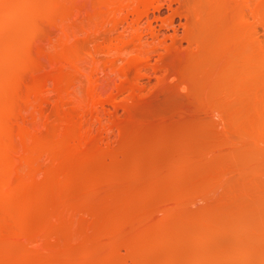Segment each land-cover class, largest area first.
Segmentation results:
<instances>
[{
	"label": "rangeland",
	"instance_id": "obj_1",
	"mask_svg": "<svg viewBox=\"0 0 264 264\" xmlns=\"http://www.w3.org/2000/svg\"><path fill=\"white\" fill-rule=\"evenodd\" d=\"M45 1L31 2L38 12L28 23H35L33 34L25 35L32 43L23 44L26 50L19 54L24 68L14 72L0 60V69L17 75L21 84L15 95L21 99L7 119L16 130L15 145L0 148L20 167L12 180L16 200L0 199V222L7 224L0 231V264H263L264 236L255 246L250 232L237 237L226 220L233 225L238 208L255 213L262 208L264 214V141L257 145L249 137L259 130L253 126L255 109L264 110V69L249 73L241 58L240 67L237 62L228 67L235 56H228L232 49L225 46L238 28L256 30L251 32L259 36L255 49L264 55V16L253 14L263 0H229L227 12L210 4L214 14L205 9L206 0H149L152 4L139 15L133 13L139 0ZM236 14L246 21L238 22ZM224 17L229 19L225 29L219 20ZM3 30L1 43L9 37L6 30L11 32ZM132 34L141 39L138 47L121 46L120 39ZM217 42L220 48L213 46ZM120 46L125 52H118ZM115 48L120 55L109 51ZM136 56L143 62L135 69L130 62ZM127 67L133 70L126 76ZM257 99L263 102L257 105ZM80 125L86 132V138L81 134L86 147L79 144L84 159L78 158L80 148L71 150L81 139ZM58 140L64 149L56 156L51 150ZM34 143L46 147L34 148ZM260 148L262 159L255 161L250 154ZM69 149L78 156L71 158ZM253 216L257 222L258 215ZM263 219L259 226L264 229Z\"/></svg>",
	"mask_w": 264,
	"mask_h": 264
},
{
	"label": "bare ground",
	"instance_id": "obj_2",
	"mask_svg": "<svg viewBox=\"0 0 264 264\" xmlns=\"http://www.w3.org/2000/svg\"><path fill=\"white\" fill-rule=\"evenodd\" d=\"M30 1V0H29ZM29 1H27V0H0V27L2 28V30L5 28V30L6 29H10L11 30V32H8L7 30H6V32L5 33H7V36H9L8 38L6 37L5 39H3V41L5 40V42L4 43H1V44H3V45H1L0 44V60L1 61H5L6 63H7V65H8V67H7V65H5L3 68H10V69H13V71L15 72L17 69L16 68H18V67H20L19 66V64H23V63H20V61H19V59H20V55H23V54H20L21 53V51L23 50L22 49V47L24 48V50H26V45L28 44L27 42H30V41H28L29 39H32V38H29L28 40H27V37H28V32H32L31 34H33V32L34 31H31L30 29H32V28H34L35 29V23H34V26H33V23L30 25V27H29V24L28 23H30L33 19H35V17H36V14H35V16L33 15L34 13H37L36 11L34 12V10H37V7H36V9L34 8L35 7V5L33 4V3H31L32 2V0L29 2ZM37 1V0H36ZM46 1H48V0H46ZM45 1V2H46ZM50 1V0H49ZM107 1V0H106ZM116 0H114V2H115ZM118 1V0H117ZM151 1V0H150ZM149 0H139L138 1V5H140L141 7H143V8H141L140 6H137V7H135V10H133V13H135V14H137V15H139V14H142L146 9H147V7H149V5L150 4H152V2L154 1V0H152V2L151 3H149L150 2ZM207 2H209L208 4L206 3V6L207 7H209V8H207L205 5H204V7H205V9L206 10H208L209 9V12L212 14H214V12H212V11H210V8L212 7L213 8V6H214V9H216L217 11H219V10H224L225 12H227V9H228V6L231 4H228V2H229V0H206ZM228 1V2H227ZM35 2V1H34ZM41 2V1H40ZM39 2V3H40ZM43 2V1H42ZM112 2V0H109V3H111ZM121 2L122 1H120L119 2V4H120V6H121ZM241 2V1H240ZM249 2V1H248ZM247 2V3H248ZM251 2V1H250ZM261 2H263L264 3V0L263 1H261ZM260 2V3H261ZM106 3V2H105ZM262 3V4H263ZM31 4H33V5H31ZM38 4V3H37ZM113 4V3H112ZM202 4V3H201ZM211 4V5H210ZM249 4V3H248ZM107 5H108V3H107ZM109 5H111V4H109ZM114 5V4H113ZM211 7H210V6ZM213 5V6H212ZM228 5V6H227ZM234 5V4H233ZM242 5H244V4H242ZM241 5V6H242ZM37 6H39L40 7V5H37ZM118 5H116V7H117ZM122 6H123V4H122ZM215 6H216V8H215ZM237 6H240V5H237ZM38 7V8H39ZM107 7V6H106ZM109 7H111V9L113 8L114 9V11H119L118 13H122V11H121V9H118V10H116V7L115 6H109ZM124 7V6H123ZM203 7V6H202ZM230 8H231V6H229ZM257 8H254L253 10V14H254V16L256 17V18H260L261 20H263L262 19V15L264 16V4L263 5H257L256 6ZM141 8V9H140ZM211 8V10H213ZM108 9H110V8H108ZM113 9H112V11H113ZM236 9H239V8H236ZM241 9V8H240ZM123 10V9H122ZM142 11V13H141V11ZM201 10V9H200ZM203 10V9H202ZM216 10H213V11H216ZM110 11V13H108L107 15H109V16H111L112 17V15L114 16V11L113 12H111V10H106V13L107 12H109ZM121 11V12H120ZM231 11V10H230ZM230 11H228V12H230ZM115 12V13H116ZM198 12H201V11H198ZM204 12V11H203ZM236 11H234V13H235ZM106 13H102L103 15H105V18H104V16L101 18L102 20L104 19H106ZM205 13V12H204ZM222 13V12H221ZM234 13H233V17H234ZM245 13V12H244ZM206 14V13H205ZM219 14H220V12H219ZM218 14V15H219ZM231 14H232V12H231ZM239 14H240V12H239ZM116 15H117V13H116ZM236 15H238V14H236ZM99 16V15H98ZM108 16V17H109ZM205 16V15H204ZM216 16V15H215ZM34 17V18H33ZM111 17L109 18V19H111ZM199 17V22H200V18H202V13H201V17H200V15L198 16ZM206 17H208V16H206ZM205 17V18H206ZM212 17V16H211ZM217 17V16H216ZM219 17V16H218ZM223 17V16H222ZM229 17V16H228ZM237 17V16H236ZM113 18V17H112ZM116 18V16L114 17V19ZM213 18V17H212ZM229 18H231V17H229ZM244 17H242L241 15H238V22H242V21H246V20H244L243 19ZM245 18H247V16L245 17ZM37 19H38V17H37ZM118 19V18H117ZM215 19V18H214ZM218 19V18H217ZM221 19V20H220ZM225 19V17L224 18H219V20H220V22L222 23V25L223 26H225L224 27V29L227 27V25L226 24H228V23H226L228 20H227V17H226V21L224 20ZM234 19V18H233ZM103 20V21H104ZM198 20H197V23H198V25H199V22H198ZM202 20V19H201ZM219 20H216L217 22H219ZM231 20V19H230ZM35 21V20H34ZM39 21V20H38ZM102 21V22H103ZM116 22L115 23H119L120 21H121V19H118V20H115ZM235 21V20H234ZM236 22V21H235ZM195 23V22H194ZM201 24H202V21L200 22ZM216 23V22H215ZM230 23H231V21H230ZM234 23V22H233ZM245 23H247V22H245ZM264 23V22H263ZM214 24V23H213ZM220 24V23H219ZM236 24V23H235ZM38 25V24H37ZM195 25H196V23H195ZM221 25V26H222ZM31 26H32V28H31ZM201 26V25H200ZM220 26V27H221ZM234 26V25H233ZM245 27H246V25H244ZM243 26V27H244ZM37 27V26H36ZM196 27H197V25H196ZM204 27V26H203ZM203 27H201V29L203 28ZM214 27V26H213ZM217 27V26H216ZM229 28L231 27V29H232V26H228ZM236 27V26H235ZM242 27V26H241ZM242 27V28H243ZM0 28V29H1ZM192 28H194V26L192 27ZM205 28V27H204ZM211 28V27H210ZM234 28V27H233ZM201 29L199 30L200 32H201ZM212 29V28H211ZM224 29H222V30H224ZM235 29V28H234ZM241 29V28H240ZM246 29H248V28H246ZM5 30H3V31H5ZM14 30V31H13ZM218 30V29H217ZM228 30V29H227ZM227 30H226V32H227ZM236 30V29H235ZM238 30H239V28H238ZM236 30L234 33H232L231 31H229V33H232V34H229L228 36V38H227V40H229L230 42L229 43H232V44H226L225 46H227L226 48L227 49H232L231 50V52H229V50H228V52L229 53H236V55L235 54H229V53H227V55L229 56V55H234L235 57H231L230 59H232L231 61H232V63H230V62H228V63H230L231 65H229L228 67H235L236 65L237 66H239V65H241V64H239L241 61H243V65H245L244 66V68L245 67H248L247 69L249 70H251V72H252V74L253 73H255V72H258V73H260V71L262 72V70L264 69V55H262V54H259V52H258V50H256V49H258L259 48V46H258V48L255 46V45H257V39H258V37L257 36H255L254 35V33L255 34H257L255 31L256 30H252L254 33H251L250 31L249 32H245V30L244 29H241V30ZM206 31V30H205ZM209 31V30H208ZM225 31V30H224ZM223 31V32H224ZM36 32V31H35ZM212 32V31H211ZM222 32V33H223ZM9 33V34H8ZM12 33V34H11ZM28 33V34H27ZM206 33V32H205ZM225 33V32H224ZM228 33V32H227ZM1 34V33H0ZM35 34V33H34ZM3 35V34H2ZM2 35H1V37H2ZM25 35H27V37L25 36ZM204 35V34H203ZM202 35V36H203ZM216 35V34H215ZM223 35V34H222ZM260 35V34H259ZM4 36V35H3ZM212 36V35H211ZM194 37V36H193ZM217 37H219L218 35H217ZM226 37H227V35H226ZM25 38H26V40H25ZM206 38V37H205ZM257 38V39H256ZM197 39V38H196ZM202 39H204V38H202ZM208 39V38H207ZM212 39V38H211ZM211 39H209V40H211ZM0 40H2V39H0ZM26 42H25V41ZM140 38L138 39V37H137V35H134V34H132L131 36H129L128 38H122V39H120V41H122V43H121V46H123L124 48L126 47V46H131V45H133V47H138L137 45H138V41L140 42ZM208 40V41H209ZM222 40V39H221ZM221 40H220V44H222L221 43ZM119 41V40H118ZM225 41V40H224ZM259 41V40H258ZM213 42V41H212ZM27 43V44H26ZM31 43L32 42H30L29 44L31 45ZM117 43V42H116ZM116 43H115V46H117L116 45ZM120 43V42H119ZM118 43V44H119ZM201 43V42H200ZM204 42H202V44H203ZM225 43V42H224ZM224 43H223V45H224ZM23 44H26V45H24L23 46ZM123 44V45H122ZM217 44L218 45H213V46H217L218 48H220L219 47V43L217 42ZM234 44V45H233ZM67 45V44H66ZM211 45V44H210ZM231 45H233L232 47H231ZM26 46V47H25ZM111 46H113V45H111ZM120 46V49L122 48V49H124L123 47H121ZM209 45H207V47H208ZM28 47H29V45H28ZM128 47H126L127 49H128ZM203 47H205V46H203ZM203 47L202 48H200V49H203ZM222 47V46H221ZM30 48V47H29ZM29 48H27V49H29ZM66 48V47H65ZM64 48V49H65ZM76 48V47H75ZM119 48V47H118ZM256 48V49H255ZM22 49V50H21ZM74 49V48H73ZM119 49V51L118 52H125V49H124V51L121 49L120 50ZM206 49V48H205ZM213 49V48H212ZM214 49H216V48H214ZM66 50V49H65ZM76 50V49H75ZM111 50H113L114 52L115 51H117V48H115V49H109V51H111ZM204 50V49H203ZM207 50H209V49H207ZM223 50V49H222ZM19 51V52H18ZM67 51V50H66ZM72 51H74V50H70L69 51V53H71ZM127 51V50H126ZM216 51V50H215ZM234 51V52H233ZM260 51V50H259ZM24 52V51H23ZM77 52V51H76ZM118 52H115V53H118ZM209 52H211V51H209ZM264 52V51H263ZM26 53H27V51H26ZM111 53V52H110ZM121 53V54H122ZM261 53V52H260ZM20 54V55H19ZM119 55H120V53H118ZM216 54V53H215ZM219 54V53H218ZM218 54H217V56L215 55V57H218ZM222 54V53H221ZM68 55V54H67ZM71 55V54H70ZM72 56H74L73 55V52H72ZM223 56V55H222ZM221 56V57H222ZM237 56V57H236ZM240 56V57H239ZM24 56H22V58H23ZM29 58V57H28ZM240 58L242 59L241 61H240ZM30 59V58H29ZM221 59V58H220ZM25 60V59H24ZM27 60V59H26ZM32 60V59H31ZM30 60V61H31ZM212 59H210V61H211ZM222 60H224V58H222ZM237 60H239L240 62H237ZM29 61V62H30ZM217 61H219V60H217ZM229 61V60H228ZM22 62V61H21ZM143 62V58L141 57V56H136L130 63V67L131 68H135V67H137V66H139L141 63ZM235 62V64H236V62L238 63V64H233ZM18 63V64H17ZM28 63V62H27ZM227 63V62H226ZM29 64V63H28ZM214 64V63H213ZM219 64H221V63H219ZM232 64L233 65H235V66H232ZM18 65V66H17ZM225 65V64H224ZM242 65V66H243ZM129 66V65H128ZM227 66V65H226ZM241 66V67H242ZM1 67V66H0ZM26 67H28V65L26 66ZM130 67H127V68H125L124 70H127V71H124V72H127L126 73V76H127V74L129 75V73L128 72H130V70H133V69H131ZM240 67V66H239ZM21 68H24V66H22V67H20V68H18V69H21ZM130 68V69H129ZM223 68H225L224 66H223ZM136 69V68H135ZM5 70V69H4ZM28 70V69H27ZM129 70V71H128ZM205 70V69H204ZM232 70V69H231ZM230 70V71H231ZM244 70H246V69H244ZM250 70H249V73H250ZM6 71V70H5ZM23 71V70H22ZM206 71V70H205ZM216 71V70H215ZM243 71V70H242ZM254 71V72H253ZM212 72V71H211ZM219 72H221L220 70H219ZM218 72V73H219ZM135 73V72H134ZM223 73H224V71H223ZM233 73H234V71H233ZM258 73H256V74H258ZM131 77H132V71H131ZM227 74V73H226ZM232 75V74H231ZM241 75H243V74H241ZM251 75V74H250ZM223 76V75H222ZM220 77V76H219ZM18 78V76L16 75V77L13 75H9V74H7V73H5V72H3V70H1L0 69V148L2 147V149L3 148H9L10 146H14L15 144V142L13 143V139H15V138H13L14 136H13V134H15L14 133V131H16V130H14L12 127L13 126H11V124H10V122H8L7 121V119H9V118H11V116L13 115V112H14V105H15V103H16V101H18V99L17 98H19V97H17L16 98V96H18V95H16V93H17V91H18V87L17 86H19L18 85V83H20L19 82V80L17 79ZM129 77H127V79H128ZM255 78V77H254ZM131 79V78H130ZM220 79V78H219ZM223 79V78H222ZM227 79V78H226ZM251 79H252V77H251ZM229 80V79H228ZM227 80V81H228ZM232 80V79H231ZM236 80V79H235ZM246 80V79H245ZM255 80V79H254ZM253 80V81H254ZM129 81V80H128ZM232 81H234V80H232ZM247 81V80H246ZM245 81V82H246ZM217 82V81H216ZM222 82H224V81H222ZM239 82V81H238ZM255 82V81H254ZM133 83V82H132ZM132 83L129 81V82H127V87H129V88H131L133 85H132ZM219 83V82H218ZM217 84V83H216ZM220 84V83H219ZM218 84V85H219ZM238 83L236 82V85H237ZM241 84V83H240ZM243 85L242 86H244V83H242ZM213 85H215V84H213ZM217 85V86H218ZM233 85H235V83H233ZM256 85V84H255ZM20 86H21V84H20ZM19 86V87H20ZM227 86V85H226ZM253 87V86H252ZM231 88H232V86H231ZM236 88V87H235ZM220 89V88H219ZM241 89V88H240ZM247 89V88H246ZM243 90V89H242ZM250 90V89H249ZM258 94V93H257ZM16 95V96H15ZM260 95V94H259ZM262 95V94H261ZM260 95V96H261ZM255 96V95H254ZM243 97V96H242ZM251 97V96H250ZM262 97V96H261ZM261 97H260V99H261ZM16 98V99H15ZM257 98H259V97H257ZM263 98V97H262ZM20 99H21V97H20ZM19 99V100H20ZM264 99V98H263ZM262 99V100H263ZM258 100V99H257ZM264 101V100H263ZM262 101V102H263ZM257 102V101H256ZM261 102V101H260ZM261 102V103H262ZM258 104L257 105H260L259 104V100H258V102H257ZM220 104H222V103H220ZM224 104V103H223ZM222 104V105H223ZM246 104V103H245ZM225 106H226V104H224ZM248 105V104H247ZM250 105V104H249ZM256 105V106H257ZM245 106V105H244ZM261 106H264V102H263V104H261ZM261 106H260V108H261ZM222 107V106H221ZM250 107V106H249ZM225 108V107H224ZM247 108V107H246ZM255 108V107H254ZM258 108V109H257ZM255 110L257 111L258 110V112L255 114V116L256 117H254L255 119H254V121H253V119H252V121H253V126H255L256 128H255V130L257 129V128H259V130L258 131H261V129L262 128H264V110L262 109V111H261V109H260V111H259V106L257 107ZM264 108V107H263ZM14 109V110H13ZM241 109H242V107H241ZM240 109V110H241ZM227 111V110H226ZM251 111H253V110H251ZM239 112H241V111H239ZM237 113V112H236ZM235 113V114H236ZM244 113H245V111H244ZM244 113H242V114H244ZM15 114V113H14ZM238 114V113H237ZM251 114V116H252V112L250 113ZM253 114H254V112H253ZM14 116V115H13ZM235 116V115H234ZM254 116V115H253ZM245 117V116H244ZM246 118V117H245ZM250 119H251V117H249ZM249 118H247V119H249ZM253 118V117H252ZM238 120V119H237ZM242 121V120H241ZM247 121V120H246ZM251 121V120H250ZM245 125V124H244ZM78 126V125H77ZM243 126V125H242ZM250 126H251V124H250ZM249 126V128H248V130L249 129H251L252 128V126L250 127ZM70 127V126H69ZM74 127L76 128V126L74 125ZM74 127H73V129H74ZM79 127H77V129H78ZM240 128V127H239ZM254 128V127H253ZM70 129V128H69ZM72 129V128H71ZM79 129H81V125H80V128ZM255 130H254V132H255ZM73 132L75 131V130H72ZM81 131H83L82 133H81ZM85 131V129H81V130H77V132H78V134H79V137L81 138V139H79V137H76L77 139H79V140H77V142L79 141V143L77 144H75L76 146L74 147V146H72V147H74V148H70L72 151L74 150L75 152H77V150L79 149V151H78V155H79V159L81 158H83V157H80V155L82 156V150H84V149H81V146L79 145L80 144V142L81 143H84V145L86 144L85 143V141H86V139H82V135L81 134H83L84 135V137L86 138V136H85V133L86 132H84ZM250 131V130H249ZM258 131L255 133V134H252V135H247V137L249 136L250 138H251V141H257V145L259 144V142H262V141H264V132H263V134H260V133H258ZM23 133H25L24 131H22ZM241 132V131H240ZM262 132V131H261ZM17 133V132H16ZM19 133H21V132H19ZM22 133V134H23ZM26 134V133H25ZM68 134V133H67ZM67 134H65V135H67ZM75 134H77L76 133V131H75ZM65 135H62V136H65ZM74 135V134H73ZM72 135V136H73ZM87 135V134H86ZM74 136H76V135H74ZM78 136V135H77ZM21 137V136H20ZM68 137V139H70L71 140V138H69V136H67ZM57 138V137H56ZM55 138V139H56ZM75 138V137H74ZM62 139H64V137H62ZM61 138H60V140H62ZM245 139V138H244ZM65 140V139H64ZM64 140H62V141H60L61 143L64 141ZM81 140V141H80ZM82 140H85L84 142H82ZM250 140V139H249ZM40 141V140H39ZM57 141V140H56ZM247 141V140H246ZM250 141V142H251ZM37 142V141H36ZM41 142V141H40ZM58 142H59V140H58ZM59 142V145L57 144V146L54 148V149H50L52 152H55L56 153V151H58L59 152V150H61L60 151V153L59 154H62L61 152H62V149H64V148H62L61 149V143ZM70 142V141H69ZM68 142V143H69ZM46 143V142H45ZM71 143H72V141H71ZM70 143V144H71ZM35 144L36 143H34V148H38L39 147V145H41V144H37L36 146L37 147H35ZM61 144V145H60ZM64 144H65V142H64ZM264 144V143H263ZM74 145V144H73ZM78 145V146H77ZM256 145V146H257ZM262 145V144H261ZM49 146V145H48ZM47 146V147H48ZM71 146V145H70ZM70 146H68L67 145V147L69 148ZM82 146H83V144H82ZM254 146V145H253ZM264 146V145H263ZM43 147H46L45 145H41V148L39 147V149H43ZM50 147V146H49ZM48 147V148H49ZM66 147V148H67ZM85 147H86V145H85ZM260 147V146H259ZM258 147V148H259ZM83 148V147H82ZM252 148V147H251ZM69 149V150H70ZM248 149V148H247ZM254 149H255V147H254ZM261 149H263V148H260V149H257V151L256 150H253L251 153L252 154H250V155H252L256 160L255 161H257L260 157V159H262V156L261 155H263V153L262 152H260L261 151ZM7 150V149H6ZM31 150V149H30ZM37 149H35L34 151L35 152H38V151H36ZM49 150V151H50ZM66 151H67V149H65ZM68 150V151H69ZM69 151V155H70V152H71V154H72V151ZM243 150V149H242ZM249 150H250V148H249ZM260 150V151H259ZM4 151V150H3ZM41 151V150H40ZM49 151H48V153H49ZM50 151V152H51ZM251 151V150H250ZM35 152H32V155L35 153ZM41 152H43V151H41ZM45 152V151H44ZM57 152V153H58ZM74 152V153H75ZM85 152V151H84ZM245 152V151H244ZM7 153H8V151H7ZM7 153H5V152H3L2 153V150H0V199L1 200H4V202H5V200L8 202L9 200H12L13 198H14V196H13V192H14V194H15V191H13V188H14V186H13V181H15V180H13L14 178H13V175L16 173V171L20 168H18L16 165H17V163L15 164V162H13L14 160L12 159V157L11 156H13V155H10V154H7ZM57 153H56V156H58L57 155ZM65 152L63 151V154H64ZM250 153V152H249ZM31 154V153H30ZM51 154V153H50ZM53 154L54 153H52V156H53ZM243 154V153H242ZM241 154V155H242ZM8 155H10V156H8ZM27 155H28V153H27ZM66 155H67V153H66ZM78 155H76L75 154V156L72 154V156H71V158H76V156H78ZM30 155H28L27 157H29ZM68 156V155H67ZM248 156H249V154H248ZM63 157V156H62ZM256 157H258V159L256 158ZM30 158H32V157H30ZM84 158H86V157H84ZM83 158V159H84ZM251 158V157H250ZM26 159V158H25ZM25 159H23V160H25ZM65 159V158H64ZM260 159H259V161H260ZM13 160V161H12ZM31 160V159H30ZM30 160L28 161V162H30ZM35 160V162H36V159H34ZM17 161V160H16ZM252 161V160H251ZM27 162V161H26ZM32 162V164H33V161H31ZM245 163V162H244ZM250 163V162H249ZM255 163V162H254ZM259 163V162H258ZM29 164H31V163H29ZM238 164H240V163H238ZM252 164V163H251ZM34 165H36V164H34ZM37 165H39L38 163H37ZM244 165H246V164H244ZM250 165V164H249ZM260 165V164H259ZM263 165V164H262ZM254 166V165H253ZM261 166V165H260ZM246 167V166H245ZM255 168V167H254ZM264 167H261V169H263ZM258 169V168H257ZM260 169V168H259ZM32 170H34V168H32ZM32 170H31V173H32ZM251 169H249V171H250ZM19 171V170H18ZM17 171V172H18ZM22 171V170H21ZM20 171V172H21ZM55 171V170H54ZM251 171H253V170H251ZM83 172V171H82ZM225 172V171H224ZM257 172V171H256ZM259 172L260 173H262L260 170H259ZM22 173V172H21ZM30 173V174H31ZM53 173V172H52ZM59 173H62V172H59ZM58 173V174H59ZM25 174V173H24ZM63 174V173H62ZM68 175H69V173H67ZM66 174V175H67ZM71 174V173H70ZM223 174V173H222ZM221 174V175H222ZM256 174V173H255ZM34 175V174H33ZM32 175V176H33ZM65 175V174H64ZM82 176H83V174H81ZM220 175V176H221ZM263 176H264V174H262ZM262 175H260L261 177H262ZM29 176V175H28ZM51 176H53L52 174H51ZM61 176V175H60ZM72 176V175H71ZM31 177V176H30ZM29 177V178H30ZM53 177H55V176H53ZM64 177V176H63ZM76 177H78V176H76ZM62 178V177H61ZM80 178V177H79ZM27 180H28V178H26ZM49 179V178H48ZM76 179V178H75ZM13 180V181H12ZM33 180V179H32ZM31 180V181H32ZM58 180V179H57ZM67 179H65V181H66ZM78 180H80V179H78ZM88 180V179H87ZM91 180H92V178H91ZM25 181V180H24ZM50 181H52V180H50ZM59 181V180H58ZM77 182V180H74V182ZM19 183L20 182H22V180L21 181H18ZM49 182V181H48ZM55 182H56V180H55ZM68 182V181H67ZM74 182H72V183H74ZM29 183H30V181H29ZM71 183V182H70ZM49 184H51V183H49ZM54 184V183H53ZM62 184H64V183H62ZM93 184V183H92ZM22 186V185H21ZM32 187V186H31ZM19 188V187H18ZM26 188V187H25ZM29 188V187H28ZM42 188V187H41ZM22 189H23V187H22ZM46 189V188H45ZM21 190V189H20ZM91 191V190H90ZM93 191V190H92ZM20 193V192H19ZM18 193V194H19ZM92 193V192H91ZM90 193V194H91ZM38 194H39V192H38ZM37 194V195H38ZM46 194V193H45ZM264 194V193H263ZM30 195V194H29ZM28 195V196H29ZM18 196V195H17ZM249 196V195H248ZM263 196L264 195H262L261 197L263 198ZM247 197V196H246ZM26 198V197H25ZM261 198V199H262ZM15 199V198H14ZM16 200V199H15ZM248 200V199H247ZM27 201V200H26ZM31 201V200H30ZM33 201V200H32ZM44 201V200H43ZM51 201V200H50ZM254 201V200H253ZM6 202V203H7ZM17 202H18V200H17ZM29 202V201H28ZM35 202V201H34ZM264 202V201H263ZM263 202H260L259 201V203H261V206L263 207ZM50 203V202H49ZM252 203L253 202H251V207H253L252 206ZM258 203V202H257ZM257 203H255L254 202V204L255 205H258ZM263 203V204H262ZM10 204V203H9ZM8 204V205H9ZM21 204V203H20ZM19 204V205H20ZM34 204V203H33ZM244 204H247V203H244ZM7 205V204H6ZM7 205V206H8ZM12 205H13V203H12ZM27 204H25V206H26ZM35 205V204H34ZM243 205V204H242ZM11 206V205H10ZM29 206V205H28ZM31 206V205H30ZM49 206H50V204H49ZM258 206H260V205H258ZM19 207V206H18ZM40 207V206H39ZM43 207H45V206H43ZM244 207V206H243ZM250 207V209H252ZM13 208V207H12ZM17 208V207H16ZM15 208V209H16ZM28 207H26V209H27ZM32 208H33V206H32ZM49 208V207H48ZM47 208V209H48ZM33 209H35V208H33ZM43 209V208H42ZM238 209H240L239 211L240 212H238L239 214L240 213H242L241 212V210H243L244 212L246 211L247 213H242L241 214V216L239 215V214H232L233 216V218H235V220L233 219V221H235V222H233V225H232V222H230L231 224H229L228 223V220H226L227 221V224L226 225H228L229 227H234L233 229L235 230V232H236V236L237 237H239V236H241L242 237V235L244 234H248L249 232L251 233L250 235L252 236V238H251V236L249 237V234H248V237L250 238V240L249 241H251V243H252V240H253V244L256 246H259V245H261V243H260V240L262 241L263 240V236L264 235H262V236H260V234H261V232H260V230L262 231V230H264L263 228H261L260 226V224L259 223H262V219H263V217H264V214H261V212H260V209H262V208H260V209H257V211H256V213H255V211H250V210H248V208L246 207V210H245V208H238ZM264 209V208H263ZM13 210V209H12ZM18 210V209H17ZM234 210V209H233ZM237 210V209H236ZM15 211V210H14ZM248 211H250V212H253V213H250L251 214V216H250V214H249V212ZM17 212V211H16ZM229 212V211H228ZM234 212H235V210H234ZM21 213V212H20ZM37 213V212H36ZM52 212H50V214H51ZM233 213V212H232ZM255 213V214H254ZM261 215H263V217L261 216L260 217V214ZM264 213V212H263ZM252 214L253 215H258L256 218H259V219H257L258 221L257 222H255V220H254V216L252 217ZM2 215V214H1ZM20 215V214H19ZM30 214H28V216H29ZM41 215V214H40ZM235 215H236V217H235ZM16 216H18V215H16ZM45 216V215H44ZM219 216H220V214H219ZM227 216V215H226ZM237 216H238V219H237ZM6 217V216H5ZM4 217V218H5ZM23 218H25V217H23ZM255 218V219H256ZM49 219V218H48ZM237 219V220H236ZM253 219V220H252ZM260 219H261V222H260ZM7 220V219H6ZM18 220H20L19 218H18ZM33 220V219H32ZM231 220V219H230ZM264 220V219H263ZM1 221V220H0ZM4 221V220H3ZM0 222V226L2 227H0V231H1V229H5V228H7L6 226H7V224H6V222L4 221V222ZM225 221V220H224ZM226 221H225V223H226ZM48 222V221H47ZM53 222V221H52ZM254 222H255V224H254ZM264 222V221H263ZM4 223H5V225H4ZM10 223H13V222H10ZM212 223V222H211ZM214 223V222H213ZM221 223V222H220ZM257 223V224H256ZM20 224V223H19ZM219 224V223H218ZM3 225V226H2ZM35 225V224H34ZM221 225V224H220ZM223 225H224V223H223ZM226 225H224V226H226ZM232 225V226H231ZM260 225V226H259ZM263 225V224H262ZM17 226V225H16ZM222 226V225H221ZM220 226V227H221ZM12 227V226H11ZM22 227V226H21ZM223 227V226H222ZM14 228V227H13ZM13 228H11V229H13ZM3 229V230H4ZM55 229H57V228H55ZM226 229V228H225ZM229 229V228H228ZM2 230V231H3ZM7 230V229H6ZM9 230V229H8ZM36 230H37V227H36ZM19 231H22V230H19ZM232 231V230H231ZM18 232V231H17ZM25 232V231H24ZM27 232V231H26ZM29 232V231H28ZM27 232V233H28ZM229 232V231H228ZM228 232H227V234H228ZM233 232V231H232ZM14 233V232H13ZM12 233V234H13ZM264 233V232H263ZM17 234V233H16ZM231 234V233H230ZM235 235V234H234ZM243 235V236H244ZM13 236V235H12ZM14 236H15V234H14ZM13 236V237H14ZM28 236V235H27ZM47 236V235H46ZM20 237V236H19ZM43 237V236H42ZM240 237V238H241ZM247 237V236H246ZM262 237V238H261ZM10 238V237H9ZM240 238L239 239H237V240H240ZM16 239H18V236H17V238ZM230 239V238H229ZM248 239V238H247ZM12 240V239H11ZM27 240V239H26ZM25 240V241H26ZM233 240H236V239H233ZM236 240V241H237ZM14 241H15V237H14ZM18 241H19V239H18ZM231 240H229V242H230ZM243 241V240H242ZM264 241V240H263ZM23 242V241H22ZM240 242V241H239ZM246 242V241H245ZM244 242V243H245ZM238 243V242H237ZM236 243V244H237ZM241 243H243V242H241ZM250 243V245H251V247L253 246V244H251ZM258 243H259V245H258ZM263 243V242H262ZM231 244V243H230ZM236 244H232V245H236ZM6 245V244H5ZM18 245H20L19 243H18ZM238 245H239V243H238ZM246 245V244H245ZM245 245H243V246H245ZM263 245V244H262ZM249 246V245H248ZM248 246H245V248L246 247H248ZM255 246H253V247H255ZM264 246V245H263ZM87 247V246H86ZM228 247H230V246H228ZM234 247V246H233ZM240 247H242V246H238L237 248H240ZM262 246H260V248H261ZM4 248H5V246H4ZM232 248V247H231ZM237 248L235 247V249H236V251H237ZM257 248V250H258V247H256ZM259 248V249H260ZM248 250L250 249L249 247L247 248ZM252 249V248H251ZM263 249V248H262ZM262 249H260V250H262ZM228 250V249H227ZM232 250H234V248H232ZM240 250V249H239ZM243 250H244V248H243ZM243 250H241V251H243ZM255 251H256V249H254ZM229 252V251H228ZM227 252V253H228ZM238 252V251H237ZM250 252H251V250H250ZM236 253V252H235ZM242 253V252H241ZM244 253V252H243ZM252 253V252H251ZM240 254V253H239ZM260 254H258V256H259ZM253 256V255H252ZM228 257H229V254H228ZM238 257H240V256H238ZM260 257H262V258H260V260L262 259V261L264 262V253H261V255H260ZM228 260V259H227ZM256 260V259H255ZM43 261V260H42ZM243 261V260H242ZM68 262V261H67ZM261 262V261H260ZM264 264V263H263Z\"/></svg>",
	"mask_w": 264,
	"mask_h": 264
}]
</instances>
